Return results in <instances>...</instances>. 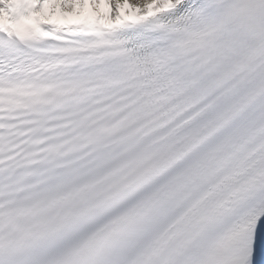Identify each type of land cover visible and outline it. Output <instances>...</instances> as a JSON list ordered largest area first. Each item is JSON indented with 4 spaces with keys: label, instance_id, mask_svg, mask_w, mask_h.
I'll return each mask as SVG.
<instances>
[{
    "label": "snow or ice",
    "instance_id": "6c2138e0",
    "mask_svg": "<svg viewBox=\"0 0 264 264\" xmlns=\"http://www.w3.org/2000/svg\"><path fill=\"white\" fill-rule=\"evenodd\" d=\"M0 264H264V0H0Z\"/></svg>",
    "mask_w": 264,
    "mask_h": 264
}]
</instances>
